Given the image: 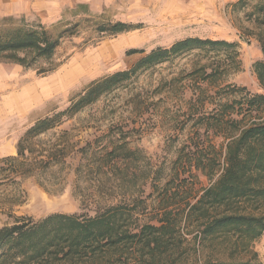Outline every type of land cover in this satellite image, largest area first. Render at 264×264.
Returning <instances> with one entry per match:
<instances>
[{
  "label": "trees",
  "instance_id": "1",
  "mask_svg": "<svg viewBox=\"0 0 264 264\" xmlns=\"http://www.w3.org/2000/svg\"><path fill=\"white\" fill-rule=\"evenodd\" d=\"M81 7H74V16H80ZM232 7L250 8L246 17L255 26L253 35L261 52L251 68L262 92L226 81L239 70L236 42L198 37L140 51L128 69L91 81L65 109L39 118L24 132L16 155L0 160V173L15 181L62 162L63 146L55 144L38 156L30 147L32 141L138 71L190 53L213 52L218 58L207 59L192 71L198 78L189 107L195 110L189 114L193 131L166 171L162 166L117 171V161L132 163L141 152L124 144L105 153L115 159L108 169L136 192L141 191L137 177L152 182L149 196L156 195L149 210L146 201L132 192L90 217L52 213L36 221L14 218L0 227V264H262L253 243L264 235V0H237ZM93 24L100 35L138 27L122 21ZM78 26L79 20L46 26L39 18L0 17V62L24 67L51 62L61 40L74 35ZM52 69L48 63L38 72ZM194 171L211 179L199 193L192 189Z\"/></svg>",
  "mask_w": 264,
  "mask_h": 264
},
{
  "label": "rangeland",
  "instance_id": "2",
  "mask_svg": "<svg viewBox=\"0 0 264 264\" xmlns=\"http://www.w3.org/2000/svg\"><path fill=\"white\" fill-rule=\"evenodd\" d=\"M236 1L90 0L77 9L80 16H74V8L65 4L57 10L47 9L44 18L33 11L12 15L39 18L46 26L59 20H79V26L74 35L61 40L51 62L41 61L32 67L0 62L2 72L15 77L3 94L16 95L13 105L0 94V160L16 155L19 138L36 120L65 109L91 81L128 69L141 56L140 51L168 47L186 37L236 42L239 70L226 81L262 92L251 68L261 52L253 35L255 26L246 17L250 8L235 10L232 5ZM94 21H122L138 27L116 35H100ZM214 57L213 52L178 55L138 71L71 117L62 118L56 128L36 137L30 145L36 155L60 144L64 157L44 171L15 181L0 173V227L17 217L36 221L52 213L90 217L127 199L124 196L137 189L108 169L115 159L105 153L114 146L124 144L125 148L141 151L132 163L117 161V171L129 173L137 166V171L159 166L166 171L193 131L189 114H195V110L189 107L198 78L192 71L207 59H218ZM48 63L54 69L38 72ZM220 141L216 138L217 143ZM144 180L137 177L141 191L134 197L151 205L156 193L153 198L149 196L152 182ZM210 183L209 177L194 171V193ZM154 184L161 186L158 181ZM253 248L264 264V235L253 243Z\"/></svg>",
  "mask_w": 264,
  "mask_h": 264
},
{
  "label": "crops",
  "instance_id": "3",
  "mask_svg": "<svg viewBox=\"0 0 264 264\" xmlns=\"http://www.w3.org/2000/svg\"><path fill=\"white\" fill-rule=\"evenodd\" d=\"M0 15H17V14H27L29 12H35L39 17L44 18L48 16V10H57L62 5H68L75 7L77 4H87L90 0H0ZM55 2V3H54ZM44 22V21H43ZM6 65V64H5ZM15 65V64H13ZM3 64H0V90L3 94L9 85H12L14 81V76L3 73ZM7 85V86H6ZM6 96L4 99L13 100L15 99V93L6 92L3 94ZM14 105V104H13Z\"/></svg>",
  "mask_w": 264,
  "mask_h": 264
}]
</instances>
